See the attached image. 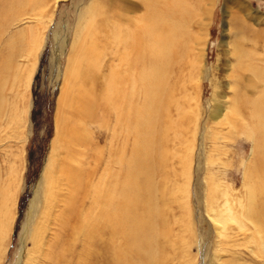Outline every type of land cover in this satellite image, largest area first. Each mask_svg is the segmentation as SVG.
Segmentation results:
<instances>
[{
    "label": "rangeland",
    "instance_id": "rangeland-1",
    "mask_svg": "<svg viewBox=\"0 0 264 264\" xmlns=\"http://www.w3.org/2000/svg\"><path fill=\"white\" fill-rule=\"evenodd\" d=\"M27 1L23 9L5 18L0 26V51L6 54V42L17 36L22 46L19 53L12 55L13 62L22 70L21 74L25 68L32 70L26 81L27 74H23L19 85L12 81L10 74L9 83L2 91V96L11 99V103L17 102L21 113L17 120L7 113L0 117V226L6 227L3 234L0 232V264H25L26 252L35 245V237L32 239L25 233L27 225L43 226L41 235L49 247L57 232V217L64 209L69 190L64 175L60 174L51 178L52 185H47L44 171L53 158L52 163L58 169L65 160L61 144L57 143L52 152L51 149L57 128L58 98L74 53L73 42L86 19L82 12L90 5L99 6L115 22L131 28L134 18L144 13L149 0ZM186 1L191 5L187 32L183 36L186 45L176 64L181 66L171 76L181 79L173 102L182 105L183 116L175 113L173 104L170 107L172 119H180L177 121L183 128L176 129L180 138L173 137L174 128L168 132L165 170L170 181L166 183L168 191L163 206L169 234L156 238V245L165 244L161 247L165 257L160 264H264L261 254L264 237L248 215L245 182L256 156V139L243 126L244 120L229 112L237 78L248 98L258 97L264 87L251 70L235 71L236 56L233 55V46L241 43L246 51L243 61L264 70V0ZM203 8L209 9L207 14H203ZM107 28L103 33L110 43L103 52H93L98 55V58L94 56L98 67L93 70L98 83L105 81L111 69L125 72L127 67L118 58L121 45L111 42L112 32ZM31 45L38 46V50L33 46L34 50L29 51ZM99 99L80 128L79 135L85 141L74 145L75 154L69 161L80 166L83 172L92 171L94 182L105 172L118 168L111 160L110 151L126 141L122 134L113 133L114 112ZM126 137L130 145L131 137ZM121 151L128 155V146ZM260 199V194L251 197V203H258ZM72 223L73 219L68 218L65 225ZM68 230L60 233L58 246L68 240ZM79 245L77 239L70 245L65 258H61L65 260L61 261L63 264H75ZM39 252L33 256L38 257ZM106 255L102 249L98 255L100 264H107ZM41 263L51 262L43 259Z\"/></svg>",
    "mask_w": 264,
    "mask_h": 264
},
{
    "label": "bare ground",
    "instance_id": "bare-ground-1",
    "mask_svg": "<svg viewBox=\"0 0 264 264\" xmlns=\"http://www.w3.org/2000/svg\"><path fill=\"white\" fill-rule=\"evenodd\" d=\"M27 2L0 0V26L2 27L5 18L23 9ZM90 6L82 12L86 17L85 23L73 42L74 53L69 60L58 98L57 128L51 152L57 143L61 144L65 151V160L58 169L57 165L52 163L55 159L53 158L44 171L47 185L51 184L53 181L51 178L57 174L64 175L69 193L64 202V209L57 217L59 225L56 228L57 232L51 236L50 247L41 235L45 230L43 226L27 225L25 228L26 234H30L32 239V236L35 237L33 240L36 246L32 243L34 248L26 252L24 261L25 264H36V260L43 256L44 260L51 262L49 264H63L61 261L64 260L70 245L72 246L77 239L80 245L76 254L74 253L75 264H100L98 255L102 249L107 254V264H160L165 257L164 250H161L165 244L161 247V244H157L158 247L156 238L169 234L163 206L164 196L168 191L166 183L170 181L169 173L165 170L166 156L169 154L166 149L170 139L168 132L174 128L173 137L180 138L181 135L176 133V129L183 128L177 121L180 119H175L176 121L172 119L171 105L175 106L176 109L173 107L175 113L180 112L182 116L184 113L182 105L173 102L174 91L179 87L181 79L175 80L171 76L178 71L177 67L181 66L176 64L179 63L180 52L186 45L183 43V36L187 32L191 5H187L186 0H163L160 3L149 0L144 13L134 18L131 28L115 22L103 8ZM208 10L203 8V14H207ZM107 27L112 32L109 34L113 39L111 42L117 41L113 44L121 45L122 52L118 58L127 67L125 72L111 69L106 74L105 81L102 79L98 83L97 76H94L97 73L93 71L98 67L95 60L98 55L95 56L94 53L103 52L108 42L110 43V40L106 41L103 33ZM101 36L104 38L100 39ZM237 42L239 43V40ZM240 44L233 46V55L236 56L235 71L238 73L249 69L264 84V70L243 61L246 51ZM21 46L16 36L6 42V54L0 51V117L7 113L16 120L21 109H18L16 101L13 104L10 102L11 99L2 96V91L6 83H9L7 79L10 74L12 81L18 85L23 80L21 77L23 78L24 73V76L27 74L25 81L32 74L29 68H25L21 74L22 70L14 64L15 61L13 62L12 55L19 53ZM33 46L35 45L30 46L29 51L38 50V46L31 49ZM182 51L184 53V50ZM91 53L93 55L89 57ZM176 75L174 74L175 78ZM239 81L237 78L234 82L235 89L229 112L234 117L239 115V119L245 122L243 126L245 125L256 139V156L245 181L249 197L247 208L248 215L257 223L256 227L264 237V87L261 94L252 99L241 91ZM98 97L99 101L102 100L106 107L114 112L113 133L122 134L126 141L129 138L126 136H130L131 141L130 145L123 141L121 147L111 149V160L118 168L105 172L100 175L97 182H94L92 171L83 172L80 166L72 165L69 161L75 154L74 145L81 144L84 140L79 131L83 120L91 115L98 104L96 102ZM231 119V125L234 126L233 117ZM56 140L58 142L54 143ZM125 145L128 146V155L121 151ZM96 156H99L98 152ZM158 176L160 179L156 178ZM258 194L261 196L260 201L252 204L251 197ZM85 201H88V204H85ZM31 204L33 206V200ZM68 218L73 219L71 225H65ZM29 219L31 220L30 217ZM5 228V225L0 226L1 234L5 232ZM66 228L69 229L70 236L65 243L58 246L60 233ZM258 243L261 246L260 242ZM262 246L261 254L264 258V242ZM158 249L162 252L160 253ZM37 252L38 257L33 256V253ZM62 257L64 258L61 260ZM41 261L37 262L42 264Z\"/></svg>",
    "mask_w": 264,
    "mask_h": 264
}]
</instances>
